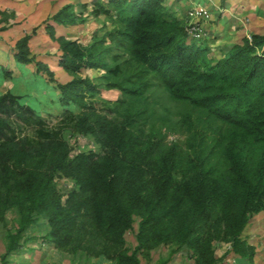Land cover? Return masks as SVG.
<instances>
[{
  "label": "trees",
  "instance_id": "obj_1",
  "mask_svg": "<svg viewBox=\"0 0 264 264\" xmlns=\"http://www.w3.org/2000/svg\"><path fill=\"white\" fill-rule=\"evenodd\" d=\"M80 7L68 3L44 21L70 81L59 82L30 55L40 26L13 54L37 65V75L48 74L67 123L52 127L10 89L0 94V224L10 210L19 215L3 264L38 216L45 220L42 241L74 264L93 257L141 264L140 256L150 260L161 246L171 255L187 250L195 264H223L219 244L228 245L225 258L253 263L256 247L244 234L264 213V33L244 36L213 59L188 42V21L164 0H90ZM0 15L1 26L15 13ZM101 16L109 23L89 43L56 34V26ZM90 69L102 73L82 76ZM100 81L123 96H101ZM79 136L95 147L78 148L71 140ZM61 177L75 183L68 193L58 186ZM136 218L130 249L126 233Z\"/></svg>",
  "mask_w": 264,
  "mask_h": 264
},
{
  "label": "rangeland",
  "instance_id": "obj_2",
  "mask_svg": "<svg viewBox=\"0 0 264 264\" xmlns=\"http://www.w3.org/2000/svg\"><path fill=\"white\" fill-rule=\"evenodd\" d=\"M90 0H0V12L6 11L5 16L17 13L14 17H8V22L0 26V94L11 90L21 96L20 101L31 105L42 116L46 117L50 126L58 128L67 123L65 107L53 85L47 80L48 74L40 72L34 63L24 64L13 58L16 44L33 28L40 26L36 36L30 42V55L47 65L53 72V76L59 82H67L72 79L61 66L59 44L53 40L45 29L44 21L52 14L60 10L68 3L74 4L76 10H81V4ZM164 4L174 11L179 17L186 19L188 42L196 41L197 45L207 48V56L218 59L225 55L226 51L235 43L241 41L244 36L252 40L253 33H264V0H164ZM2 15H0L1 17ZM4 16V15H3ZM4 16V17H5ZM109 21L101 16L91 17L88 21L69 26H56L57 36L65 35L70 39H76L81 43L92 41L94 32H102ZM11 24L10 30L3 29ZM16 25V26H15ZM196 26L197 31L193 27ZM190 27V32L188 31ZM1 61L2 64H1ZM6 63V65H3ZM15 73V74H14ZM18 73V74H16ZM102 71L94 69L85 70L82 76L96 78ZM13 74V75H12ZM47 78V80L45 79ZM51 80H49L50 82ZM100 94L108 99L121 98L122 92L117 89H109L104 81H100ZM159 94L168 103L171 109H175L172 101L166 99L165 93L159 90ZM173 136H171L172 138ZM71 141L80 149L95 147L88 137H77ZM58 186L64 193H68L75 185L74 181L61 177L57 179ZM19 215L15 210L7 214L5 224H0V264H3L2 256L7 249L8 231H15L19 227ZM45 220L37 217V222L25 234L21 241V248L9 256V264H74L72 256L56 249L53 244L42 241L45 230H41V223ZM139 218H136L134 229L126 233L128 247L134 249L137 245L136 232L139 226ZM249 244L256 247L259 264H264V213L255 215L244 234ZM228 245L219 244L216 247L218 257L223 264H237L235 254L225 258ZM168 258L167 264H195L187 250H181L171 255L169 247L161 246L151 252V259L140 256L141 264H159L161 260ZM255 264H258V261ZM79 264H112L105 257L92 258L89 261L81 260Z\"/></svg>",
  "mask_w": 264,
  "mask_h": 264
},
{
  "label": "crops",
  "instance_id": "obj_3",
  "mask_svg": "<svg viewBox=\"0 0 264 264\" xmlns=\"http://www.w3.org/2000/svg\"><path fill=\"white\" fill-rule=\"evenodd\" d=\"M15 14L17 15V13L15 12ZM12 18V17H11ZM5 23V22H4ZM3 23V24H4ZM2 24V25H3ZM16 26V25H15ZM13 27L11 26V27H9L8 29H7V31L8 30H10V29H12ZM6 31V30H5ZM13 58H15V56L13 55ZM17 60V59H16ZM2 62L3 61H1V64H2ZM3 65H6V63H3ZM15 74V73H14ZM16 74H18V73H16ZM13 75V74H12ZM253 245V244H252ZM258 254V253H257ZM256 254V255H257ZM256 255H255V258H254V260H253V263H250V262H247L245 259H243V260H238V262H239V264H255L256 262H257V260L259 259L258 257H256ZM236 259V258H235ZM260 263V259H259V261H258V264Z\"/></svg>",
  "mask_w": 264,
  "mask_h": 264
},
{
  "label": "built area",
  "instance_id": "obj_4",
  "mask_svg": "<svg viewBox=\"0 0 264 264\" xmlns=\"http://www.w3.org/2000/svg\"><path fill=\"white\" fill-rule=\"evenodd\" d=\"M191 28H194L196 31L198 30L197 28H196V26L195 25H193V27L192 26H190ZM190 27H188V31L190 32Z\"/></svg>",
  "mask_w": 264,
  "mask_h": 264
}]
</instances>
